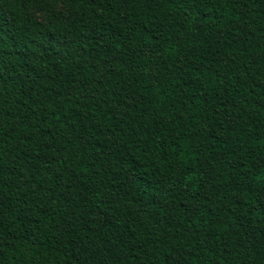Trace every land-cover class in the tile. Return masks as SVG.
<instances>
[{"label": "trees", "instance_id": "1", "mask_svg": "<svg viewBox=\"0 0 264 264\" xmlns=\"http://www.w3.org/2000/svg\"><path fill=\"white\" fill-rule=\"evenodd\" d=\"M0 264H264V0H0Z\"/></svg>", "mask_w": 264, "mask_h": 264}]
</instances>
